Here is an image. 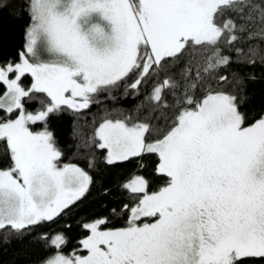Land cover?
<instances>
[{
  "label": "snow or ice",
  "instance_id": "snow-or-ice-1",
  "mask_svg": "<svg viewBox=\"0 0 264 264\" xmlns=\"http://www.w3.org/2000/svg\"><path fill=\"white\" fill-rule=\"evenodd\" d=\"M9 249V264H264V0H0Z\"/></svg>",
  "mask_w": 264,
  "mask_h": 264
},
{
  "label": "trees",
  "instance_id": "trees-1",
  "mask_svg": "<svg viewBox=\"0 0 264 264\" xmlns=\"http://www.w3.org/2000/svg\"><path fill=\"white\" fill-rule=\"evenodd\" d=\"M7 29L11 32L10 39L6 36L5 41L8 44V47L14 48L15 46H18L22 41V33H21V21H9L6 22ZM257 89L261 86L259 84L255 85ZM109 104H111V101H107ZM121 105L124 107H129L132 104L135 103V100L132 98H120L118 101ZM92 111L96 110V106H92ZM87 120H91V115L89 114L86 117ZM72 117L70 114H64V116L60 120H54L52 122V127L55 129L57 136L59 137L62 144L69 143L68 139V131L71 126ZM83 130L87 133L89 131V128L87 125L83 126ZM65 152L67 155H71L72 148L65 147ZM74 162H80L83 164V161H74ZM99 203V198L95 196V190L93 198L86 201L79 209V213H91L97 209ZM52 229H58L61 227L60 223H57L55 225L50 226ZM75 234V225L73 224V235ZM12 257V249H9L8 252L0 251V262H3V264H9V261ZM19 264V262H18Z\"/></svg>",
  "mask_w": 264,
  "mask_h": 264
}]
</instances>
